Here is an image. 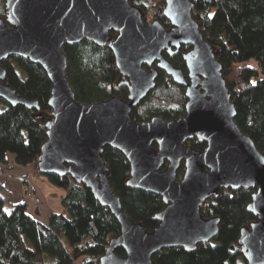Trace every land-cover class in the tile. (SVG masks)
<instances>
[{
	"label": "water",
	"instance_id": "95a60500",
	"mask_svg": "<svg viewBox=\"0 0 264 264\" xmlns=\"http://www.w3.org/2000/svg\"><path fill=\"white\" fill-rule=\"evenodd\" d=\"M4 1L0 98L11 106L39 108L38 101L20 96L6 83L2 61L10 55L28 58L46 71L52 83V116L38 169L46 176L70 175L116 215L121 233L111 240L100 264H153L152 256L162 249L192 250L218 233L219 221L204 219L200 211L206 199L221 187L254 186L258 188L248 209L257 220L242 229L239 242L248 264H264V154L235 122L223 66L193 17L194 2L165 0L164 16L171 21L167 29L158 20L148 25L130 0ZM85 39L111 48L122 83L129 88L127 100L112 96L85 103L76 98L64 47ZM182 44L192 49L184 53L188 76L164 55L177 53ZM159 70L185 86V114L139 122L132 110L156 88ZM197 137L206 142L205 150L197 152L189 144ZM107 146L129 160L132 187L159 194L166 202L153 231L123 210L108 178ZM183 161L186 172L178 179ZM119 246L126 250L123 257L115 253Z\"/></svg>",
	"mask_w": 264,
	"mask_h": 264
},
{
	"label": "trees",
	"instance_id": "16d2710c",
	"mask_svg": "<svg viewBox=\"0 0 264 264\" xmlns=\"http://www.w3.org/2000/svg\"><path fill=\"white\" fill-rule=\"evenodd\" d=\"M145 15L160 0H130ZM165 2V0H163ZM193 17L204 37L216 48L223 77L231 91L237 115L235 122L254 140L264 154V0H192ZM0 16L6 18V4L0 0ZM157 20L169 28L171 22L159 10ZM180 53L165 57L188 74L183 53L191 50L182 45ZM68 55L67 76L76 98L90 103L112 96L128 99L129 88L122 83L115 54L109 46L85 39L65 45ZM182 52V53H181ZM7 70L5 81L20 96L36 100L39 108L9 105L0 98V163L10 160L17 165H37L47 139L46 124L52 116L49 98L52 83L46 71L32 60L10 55L2 61ZM157 86L132 110L139 122L158 115L167 120L184 116L187 96L185 86L174 82L159 70ZM197 152L206 149L201 138L189 141ZM156 145V144H155ZM108 178L120 196L123 210L135 222L153 231L159 225L158 212L166 206L161 195L134 188L129 184L131 165L123 152L105 147ZM168 162L163 168H166ZM186 172L183 161L177 177ZM56 187L66 190L62 199L65 210L49 215L45 221L29 201L13 203L0 184V264H100L112 239L121 226L116 215L101 205L95 194L73 177L48 175ZM258 187L231 189L221 187L206 199L200 211L206 220L219 221L217 235L192 250L170 247L154 254L153 264H248L239 238L242 229L250 227L257 215L248 209ZM11 205V211L6 204ZM115 253L125 256L123 247Z\"/></svg>",
	"mask_w": 264,
	"mask_h": 264
},
{
	"label": "crops",
	"instance_id": "0c3cea01",
	"mask_svg": "<svg viewBox=\"0 0 264 264\" xmlns=\"http://www.w3.org/2000/svg\"><path fill=\"white\" fill-rule=\"evenodd\" d=\"M8 158H10V160L13 161L14 156L10 155ZM16 171L18 175L20 173L22 174L25 173L23 172L24 169L20 167H18ZM15 178L17 179L15 181L13 180L10 181V184H8V182L1 183V185L6 189L9 197H13L14 195H16V191L21 188L20 183L18 181L19 177H15ZM39 183L41 186V191L43 192L44 197H46V200L43 203V205H41L38 208L34 205H32L31 207L33 208V210H38L40 217L43 218L45 221H47L49 220L48 217L51 213L53 212L60 213L65 210V207H63L62 205V199L66 193V190L61 187H56L49 180L45 178L43 180H40ZM10 185H11V190H13L12 193H10L8 189ZM75 264H80V261H77Z\"/></svg>",
	"mask_w": 264,
	"mask_h": 264
},
{
	"label": "rangeland",
	"instance_id": "374dc122",
	"mask_svg": "<svg viewBox=\"0 0 264 264\" xmlns=\"http://www.w3.org/2000/svg\"><path fill=\"white\" fill-rule=\"evenodd\" d=\"M165 6H166V2H164L163 0H160L159 1V3L157 4V6L156 7H149V9H148V12L145 14V15H143V19L145 20V22L149 25V24H151V23H153L154 21H156L157 19V14H158V11L159 10H161V11H163L164 12V9H165ZM149 95V94H148ZM148 97V96H147ZM146 97V98H147ZM17 164V163H16ZM16 164H14L13 163V166H14V168L11 170H9V172H8V176H6V178H4V179H0V184L1 183H5V182H8V184H10V181H15L17 178H15V177H19L18 178V181H19V183H20V189H18L17 191H16V196L18 195V196H20L22 193H23V189L25 188V187H23V185H24V183L21 181V175H22V173H20L19 175L17 174V168L18 167H20V168H23L24 169V171L23 172H30L31 173V175L32 176H35V185L37 186V194H36V197H41V200H42V205H43V203L45 202V200H46V197H44V195H43V192L41 191V186H40V183H39V181L40 180H43L44 178L45 179H47V180H49L47 177H46V175H44L42 178H38V176L37 175H39L38 173L40 172L39 171V169H38V166H36V165H25V166H21V165H16ZM37 181H38V183H37ZM7 187V186H6ZM8 188V187H7ZM9 192L10 193H12V191L13 190H11V185L9 186ZM12 189H13V187H12ZM13 194H14V192H13ZM17 196V197H18ZM26 201H29L32 205H34V203L31 201V200H29V199H26ZM34 206H36V205H34ZM41 206V205H40ZM37 207V206H36ZM6 209H8L9 211H11L12 209H11V205H9L8 203L6 204Z\"/></svg>",
	"mask_w": 264,
	"mask_h": 264
},
{
	"label": "built area",
	"instance_id": "2783aa9c",
	"mask_svg": "<svg viewBox=\"0 0 264 264\" xmlns=\"http://www.w3.org/2000/svg\"><path fill=\"white\" fill-rule=\"evenodd\" d=\"M13 163L16 164V162L12 160L7 161L6 163H0V179H4L8 176L9 170L14 168ZM38 174V178H42L44 176L41 172ZM21 181L24 183L23 187H25L23 189V193L20 196L17 195L18 197L16 195L10 197L12 202L16 203L29 199L37 206V208L40 207V205H42V200L41 197H36L38 188L34 183L36 181L35 176H32L30 172H26L21 175Z\"/></svg>",
	"mask_w": 264,
	"mask_h": 264
},
{
	"label": "flooded vegetation",
	"instance_id": "af4514ba",
	"mask_svg": "<svg viewBox=\"0 0 264 264\" xmlns=\"http://www.w3.org/2000/svg\"><path fill=\"white\" fill-rule=\"evenodd\" d=\"M171 22V21H170ZM171 28V24H170V27L169 28H167V29H170ZM182 45H185V44H182ZM182 47V46H181ZM181 47L179 48V51L177 52V53H175V54H178V53H180V49H181ZM192 50V49H191ZM190 51V50H189ZM166 52V51H165ZM164 52V53H165ZM182 53V52H181ZM186 53V52H185ZM183 55H184V53H183ZM184 57V56H183ZM154 65H156V64H154ZM186 68H187V65H186ZM188 71V70H187ZM189 72V71H188ZM186 76H188V74H185Z\"/></svg>",
	"mask_w": 264,
	"mask_h": 264
}]
</instances>
